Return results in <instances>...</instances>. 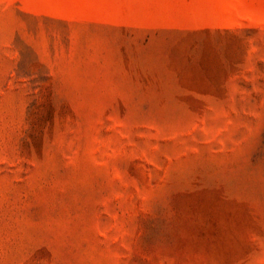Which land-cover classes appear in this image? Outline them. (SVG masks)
<instances>
[{"label": "rangeland", "instance_id": "374dc122", "mask_svg": "<svg viewBox=\"0 0 264 264\" xmlns=\"http://www.w3.org/2000/svg\"><path fill=\"white\" fill-rule=\"evenodd\" d=\"M0 264H264V0H0Z\"/></svg>", "mask_w": 264, "mask_h": 264}]
</instances>
